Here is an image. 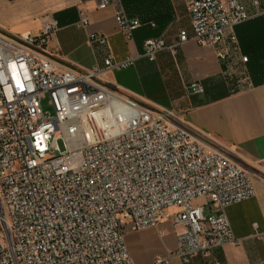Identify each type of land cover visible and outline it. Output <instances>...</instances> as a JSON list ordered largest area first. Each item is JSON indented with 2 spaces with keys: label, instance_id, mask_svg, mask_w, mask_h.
<instances>
[{
  "label": "built area",
  "instance_id": "2783aa9c",
  "mask_svg": "<svg viewBox=\"0 0 264 264\" xmlns=\"http://www.w3.org/2000/svg\"><path fill=\"white\" fill-rule=\"evenodd\" d=\"M184 1L193 39L213 48L236 74L235 57L248 63L235 33L252 18L246 6L241 0ZM251 1L261 14V0ZM110 6L132 40L140 20L121 0H99L100 10ZM79 25H90L83 13ZM58 28L56 20L37 33L0 26V264H134L127 228L154 229L163 221L182 230L176 251L156 264H172V257L189 263L240 245L227 210L255 197L250 172L173 110L151 107L114 85L108 72L132 60L109 57L90 70L64 60L50 48ZM88 40L108 44L101 33H89ZM188 40L185 30L172 46L149 38L144 56L154 61ZM239 75L250 82L245 68ZM188 90L199 94L203 87L193 83ZM204 197L206 205H193ZM255 236L264 240V233Z\"/></svg>",
  "mask_w": 264,
  "mask_h": 264
},
{
  "label": "crops",
  "instance_id": "0c3cea01",
  "mask_svg": "<svg viewBox=\"0 0 264 264\" xmlns=\"http://www.w3.org/2000/svg\"><path fill=\"white\" fill-rule=\"evenodd\" d=\"M127 13L138 18L141 27L128 40L115 20V6L98 8L99 0H0V26L16 34L37 33L56 20L59 24L50 48L64 60L81 69L132 60L125 69L108 72L109 80L121 91L154 108L173 110L196 135L210 139L223 153L244 167L253 177L255 197L228 208L227 217L240 245L217 248L210 257L199 256L189 263L172 257V264H264V83L253 76L250 56L242 64L232 61L236 74L222 64L213 48L200 46L193 39L191 19L184 0H122ZM251 19L257 14L251 0H241ZM85 14L90 25H79ZM250 19V20H251ZM185 30L189 40L165 49L154 61L144 56V42L162 37L168 46L179 43ZM107 36L105 46L93 45L89 33ZM235 33L238 37L237 27ZM239 40V37H238ZM240 42V40H239ZM243 51V50H242ZM232 69V67L230 66ZM247 70L250 82L239 80ZM255 74V73H254ZM198 83L203 92L192 94L188 87ZM255 226H257L255 228ZM180 227L163 221L158 228L126 233V243L134 264H156L178 246Z\"/></svg>",
  "mask_w": 264,
  "mask_h": 264
},
{
  "label": "trees",
  "instance_id": "16d2710c",
  "mask_svg": "<svg viewBox=\"0 0 264 264\" xmlns=\"http://www.w3.org/2000/svg\"><path fill=\"white\" fill-rule=\"evenodd\" d=\"M237 32L244 54L250 56L253 63L250 64L254 70L253 76L255 79L259 77L257 82L264 83V16L256 17L238 26Z\"/></svg>",
  "mask_w": 264,
  "mask_h": 264
},
{
  "label": "rangeland",
  "instance_id": "374dc122",
  "mask_svg": "<svg viewBox=\"0 0 264 264\" xmlns=\"http://www.w3.org/2000/svg\"><path fill=\"white\" fill-rule=\"evenodd\" d=\"M239 43H240V42H239ZM240 47H241V44H240ZM241 51H242V48H241ZM242 53H244V52L242 51ZM248 75H249V74H248ZM59 146H60L61 150L64 151V145H63L62 142H59ZM208 201H209V199H208L207 197H204V198H198V199H196V200L193 202V205H194L195 207L203 206V205H206V204L208 203ZM209 212H210V211H209V208L207 207V208H206V215H208ZM129 230H131V229H130V226L127 228L126 232L129 231Z\"/></svg>",
  "mask_w": 264,
  "mask_h": 264
}]
</instances>
